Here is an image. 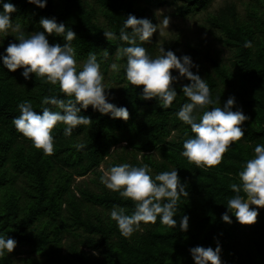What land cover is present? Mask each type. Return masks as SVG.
<instances>
[{"label": "trees", "instance_id": "1", "mask_svg": "<svg viewBox=\"0 0 264 264\" xmlns=\"http://www.w3.org/2000/svg\"><path fill=\"white\" fill-rule=\"evenodd\" d=\"M95 1L99 10L86 7L84 0H47L45 7L29 0H11L16 11L10 15L26 36L44 31L39 24L42 17H55L58 23L66 25V30L71 28L76 33L71 43L77 58H87L89 52H94L102 66L116 58L118 46H127V42L119 39V30L129 13L158 23L147 4L150 0ZM181 1L177 12L186 15L204 7L209 0ZM261 2L264 0H249L245 17L235 3L210 14L209 23L220 29L223 42L231 50L229 64L222 63L208 48L195 46L181 52L178 41L165 46V50L172 49L178 56H191L199 65L192 71H198L206 80L213 99L220 96L223 105L229 95H234L233 110L242 108L249 117L242 125L245 136L229 147L218 165L211 167L198 168L180 155L183 141L194 135L190 126L176 116L180 106L188 102L180 85L176 86L177 98L169 108L163 109L156 98H142L143 85L127 83L121 96L111 100L128 108L127 120L101 114L89 105L80 115L89 116L91 123L77 126L70 136H64L65 126L57 124L53 129L54 152L45 155L15 129L12 119L20 114L17 105L24 100L31 101L34 110L41 111L44 106L53 108L41 105L43 96L64 94L58 84L52 85L34 73L26 80L21 75L22 68L9 71L0 61V235L17 241L11 253L0 257V264H195L190 247L215 248L217 244L221 247L223 264H264V207L251 205L259 208L257 221L252 224L239 223L231 212V223L221 219V214L227 211V200L234 195L229 185L240 183L238 173L244 162L253 157L256 144L264 143V4ZM99 15L103 16L105 27ZM105 29L115 32L116 39L108 41L103 34ZM14 35L0 37L3 41L0 53L16 40ZM46 35L52 43L66 42L55 33ZM248 41L251 46L245 47ZM137 42L151 55H157L154 34L150 42ZM204 58L211 62L215 75L203 72L200 61ZM119 61L124 76L126 58ZM189 82L186 79L184 84ZM124 141L122 152L114 153L112 148ZM77 143L84 147L78 150ZM110 156L116 159L108 161V168L122 162L149 164L154 173L177 167L188 196H181L174 218L188 215L187 231L180 230L178 225H162L158 218L155 224L142 223L143 231L127 238L122 236L106 210L120 204L130 214L134 210L133 201L103 184L100 191L73 185L76 176L94 171ZM96 173L102 175L101 170ZM85 202L103 210L91 212ZM23 246L28 247L29 254L18 263L14 257L23 253L19 249Z\"/></svg>", "mask_w": 264, "mask_h": 264}, {"label": "clouds", "instance_id": "2", "mask_svg": "<svg viewBox=\"0 0 264 264\" xmlns=\"http://www.w3.org/2000/svg\"><path fill=\"white\" fill-rule=\"evenodd\" d=\"M39 7H45L47 0H29ZM0 34L7 36L15 33L16 40L9 42L0 61L9 71L22 68L21 75L27 80L30 74L43 78L52 85H59L63 97L45 95L41 98V105H52L53 108L42 107L41 111L34 110L32 102L24 100L19 103V115L13 117L12 124L24 137L28 138L32 146L41 149L45 155L54 152L53 129L57 124H63V135L70 136L79 125H89L91 118L80 115L82 109L89 105L101 114H110L112 118H129L126 106H118L111 102L113 96L105 83L101 61L96 53L89 52L82 66H78L77 53L72 45L76 33L66 30L63 22H57L55 17H42L39 24L44 31L31 32L25 35L18 24H14L11 13L16 11V5L11 0H0ZM167 16L154 24L147 17L137 18L129 13L123 20L119 30V39L127 42V46H118L115 57L117 60L126 58L124 77L133 86L143 85L141 96L144 99L156 98L163 109L169 108L177 98L176 84L183 78L190 82L180 84L181 91L188 102L183 103L176 112L177 118L183 124L190 126L194 134L183 141L180 153L189 163L198 168L218 165L225 152L235 142L245 136L243 122L249 117L242 108L233 110L236 104L234 95H229L221 105L220 96L212 98L208 83L193 72L199 68L190 55L178 56L172 49L159 48V55H151L142 43L150 42L159 25H169ZM47 34L63 36V44L50 43ZM106 39H116V33L104 30ZM161 35V31L159 30ZM3 41H0L2 44ZM251 42L245 43L250 47ZM105 50L103 57H107ZM119 71L117 63L109 66ZM176 70L177 74H173ZM219 103L220 106H216ZM211 106V107H206ZM203 111L201 112V110ZM80 150L84 147L77 143ZM253 157L244 162L239 171L240 183L229 185L234 195L227 200V211L221 214V219L231 223L229 212L233 213L241 224H252L257 221L259 208L264 207V143H258L253 148ZM100 182L109 190L118 192L122 198L130 199L134 203V210L129 214L127 208L120 204H113L109 211L111 220L116 222L120 234L131 237L136 231H143V224L159 223L168 227L179 226L182 231L189 227V216L182 215L176 219L178 201L181 196H188L185 185L178 175V168L153 172L149 164L133 165L128 162L111 165L107 170L101 168ZM17 241L5 235H0V257L11 253ZM191 256L195 264H223L221 247L197 245L190 247Z\"/></svg>", "mask_w": 264, "mask_h": 264}, {"label": "rangeland", "instance_id": "3", "mask_svg": "<svg viewBox=\"0 0 264 264\" xmlns=\"http://www.w3.org/2000/svg\"><path fill=\"white\" fill-rule=\"evenodd\" d=\"M145 2V0H142ZM249 0H209L204 7H200L198 9L193 10L192 12L182 15L177 12L178 7L182 4L181 0H150L147 2L149 7L155 13L157 17V22L159 23L160 19L167 16L169 18V25L164 26L160 24L157 31L154 33V42L156 44L157 55H159V48L163 46L165 48L166 44H170L173 41H178L177 47L181 49V52L190 51V47L200 46L201 49H209L214 55H217L222 63L229 64L231 58V50L225 45L222 40V32L220 29L209 23L210 14L216 12L220 7L228 4L235 3L238 9V12L245 17L246 14V3ZM85 6L88 8H95L99 10L98 4L95 0H84ZM264 4V2H261ZM264 8V7H263ZM99 21L105 27L106 22L103 16H98ZM157 23V24H158ZM18 24V23H14ZM20 29L21 25L18 24ZM159 30L161 31V35L159 34ZM4 36L0 34V37ZM52 43L51 41H49ZM87 58H77L78 66H82L83 62ZM117 63L119 66V71L112 70L109 66L113 63ZM200 66L203 72H210L212 75H215L211 62L207 59H201ZM102 70L104 72L105 83L112 87L108 91H110L113 96L110 97V100H114L119 98L122 94L123 88L128 83L125 77L121 73L122 64L119 60L114 58L107 66H102ZM173 74H177L176 70L173 71ZM186 79H181L176 86L180 84H184ZM173 133V132H172ZM126 146V141L117 144L112 148L114 153L116 151L122 152V147ZM141 156V154L139 155ZM157 157V154L156 156ZM116 159L115 156H110L107 160L102 162L97 169L94 171H90L85 176H76L73 182V185H83L90 186L95 191H100L102 187V183L100 182V176L96 173V170H101L103 167L104 170L108 169V161H112ZM78 194V193H77ZM86 208H90L91 212H95L96 210H103L100 206H95L90 202H85ZM109 210H106V214L109 213ZM94 215V214H93ZM23 251L21 254L15 255V260L18 263H21V259L24 256H27L28 247L23 246L19 247ZM88 250L87 248H85Z\"/></svg>", "mask_w": 264, "mask_h": 264}]
</instances>
